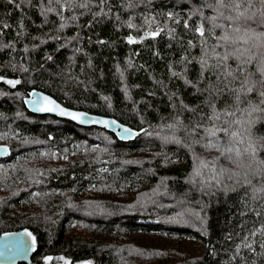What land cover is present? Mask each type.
Segmentation results:
<instances>
[{"label": "trees", "instance_id": "obj_1", "mask_svg": "<svg viewBox=\"0 0 264 264\" xmlns=\"http://www.w3.org/2000/svg\"><path fill=\"white\" fill-rule=\"evenodd\" d=\"M207 3L0 0V143L10 148L0 157V234L24 228L35 238L32 261L16 264L61 256L70 264H264V236L250 235L264 200L189 182L194 157L217 153L192 144L186 129L210 103L225 108L231 99L200 63L195 27L213 14ZM32 89L139 132L125 141L31 112L23 98ZM189 238L199 252L186 249Z\"/></svg>", "mask_w": 264, "mask_h": 264}, {"label": "snow or ice", "instance_id": "obj_2", "mask_svg": "<svg viewBox=\"0 0 264 264\" xmlns=\"http://www.w3.org/2000/svg\"><path fill=\"white\" fill-rule=\"evenodd\" d=\"M205 7L213 14L205 16L195 27L203 41L200 63L204 68L214 70L215 79L222 86L220 91L231 99L225 108L218 109L210 103L211 113L186 129L192 144L217 153L213 159L194 157L189 182L197 184V178H200L197 186H202V190L215 188L225 195L239 187L245 190L244 197L250 195L251 200H264V133L257 128L258 124H264V0H208ZM201 14V9L194 12L197 16ZM184 26L189 27L187 22ZM128 27L134 25L129 22ZM161 31L163 29L157 28L145 32L141 39L155 38ZM127 42L139 41L129 36ZM7 83L14 87L20 81L9 80ZM252 94L258 99H250ZM43 99L45 106L38 110H58L61 116L73 120L81 119L83 115L60 108L48 97ZM32 103L39 105L40 102L35 100ZM211 194L215 195V192ZM256 215L261 217V226L252 228L250 235L259 233L264 236V213L257 211ZM240 227L246 225L242 223ZM244 241V247L251 249L247 237ZM260 247L264 248V241L260 242Z\"/></svg>", "mask_w": 264, "mask_h": 264}, {"label": "water", "instance_id": "obj_3", "mask_svg": "<svg viewBox=\"0 0 264 264\" xmlns=\"http://www.w3.org/2000/svg\"><path fill=\"white\" fill-rule=\"evenodd\" d=\"M44 97H48L50 100L55 101V103L59 105L60 108L83 114L81 119L73 120L69 116H61L58 110L52 112L38 110L39 108L45 106L46 102L43 99ZM23 100L26 108L31 112L53 114L61 118L72 120L79 125H96L104 127L114 132V134L121 140H130L139 132L114 116L103 115L86 109L68 106L55 98L53 95L41 89H32L23 98ZM35 100L40 102L39 105L32 103ZM125 129L129 131L125 132ZM9 153V146L5 143H0V157H6ZM33 250V238L27 229L20 228L0 234V264H16L18 262L30 263L32 261Z\"/></svg>", "mask_w": 264, "mask_h": 264}, {"label": "rangeland", "instance_id": "obj_4", "mask_svg": "<svg viewBox=\"0 0 264 264\" xmlns=\"http://www.w3.org/2000/svg\"><path fill=\"white\" fill-rule=\"evenodd\" d=\"M132 237H134V235L132 234ZM141 238V237H139ZM186 249L190 252V253H197L200 251V242L197 241L196 239H192L189 238L186 240ZM48 261H50V258H47ZM65 262H67V264H70V260L67 257L61 256L58 257L57 263L58 264H65ZM80 264H89V262L83 261Z\"/></svg>", "mask_w": 264, "mask_h": 264}]
</instances>
